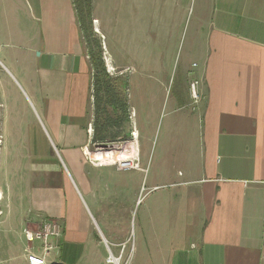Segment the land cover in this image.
<instances>
[{
    "label": "crops",
    "instance_id": "crops-1",
    "mask_svg": "<svg viewBox=\"0 0 264 264\" xmlns=\"http://www.w3.org/2000/svg\"><path fill=\"white\" fill-rule=\"evenodd\" d=\"M92 7L94 30L108 59L109 48H115L112 75L124 85L129 77L138 84L161 78L177 62L185 98L179 104L171 101L173 109L190 104L191 79L199 80L202 94L195 107L182 114L180 146L168 143L154 156L156 177L177 188L165 200L168 207L185 209L184 227L178 228L179 217L173 212L165 218L150 216L153 226L141 234L134 263L264 264V0H92ZM0 12L20 14L22 27L26 20L39 21L29 34L23 30L12 41L26 46L21 54L36 81L27 79V83L47 111L64 156L73 166L88 161L109 171L113 179L117 175V188L120 181L131 182L138 203L144 169L137 140L133 150L138 169L115 170L114 164L87 157L92 69L72 1L0 0ZM0 36L10 47L8 34L0 30ZM18 66L22 65L14 64L15 70ZM128 68L133 72L127 73ZM143 94L148 102L143 100L139 110L144 111L156 88H143ZM192 129L195 133L189 134ZM16 156L18 173L11 186L12 157L0 150V200L6 207H15L22 233L24 228L36 227L42 217L58 221L60 246L46 264H105L104 243L123 242L127 237L112 233L105 223L107 235L95 229L82 204L78 206L76 191L88 196V180L77 175L79 187L72 189V204L78 217L66 218L65 192L46 178L53 168L32 170L27 176L23 174L27 155ZM165 220L171 229L160 227ZM12 258L29 264L25 248Z\"/></svg>",
    "mask_w": 264,
    "mask_h": 264
},
{
    "label": "rangeland",
    "instance_id": "rangeland-1",
    "mask_svg": "<svg viewBox=\"0 0 264 264\" xmlns=\"http://www.w3.org/2000/svg\"><path fill=\"white\" fill-rule=\"evenodd\" d=\"M2 13L0 12V30L8 34L11 39V46H5L8 41L0 36V49H3V51H0V150L1 153L7 152L12 157L11 169H9L10 185L14 186L16 173H18V157L16 154L23 152L27 155L26 160L23 162V174L30 176L33 171L47 172L48 168H53L52 175L46 178L52 183L55 182L65 192L63 211L65 217L70 218V216H73L77 218L78 210L72 204V200L75 199L72 189L76 191V186L79 187L77 175L83 174L88 180L91 190L88 196L84 195L83 197L76 191L78 206L82 204L95 229L98 227L103 234L107 235L103 225L105 223L113 230L112 233L120 237L122 235L127 237L123 242H121L122 240H116L113 244L111 240H108L109 243L103 242L106 250L105 259L108 255L107 244L116 257L121 255L120 264H135L134 257L139 242H141L140 236L144 232L149 233V229L153 226L152 223H149L150 216L159 215L165 218L173 212L175 216L179 217L178 228L184 227L183 218L187 216L184 208L167 206L166 194H171L177 188L171 187L165 178L156 177L154 161V156H157L168 143H175L176 145L178 143V147L180 146L181 137L184 136V128H181L179 124L180 119L184 112H189L195 107L191 104L192 100L188 107L178 111L174 110L171 105V101H176L179 104L185 98L184 90L181 88L182 85L176 73L177 62L172 70L167 71L161 78L149 79L145 82L141 80L140 84L129 77L126 85H124L125 82L122 79L117 78L115 75L110 76L113 79V84L117 87L116 91L119 97L122 100L127 99L129 103L130 107L127 113L120 110L114 112L110 105H97L96 97H93V90L91 91L92 97L89 98L88 109V119L90 120L87 157L92 160L94 153L104 152L106 154L113 151L115 158L126 156L131 159L135 156L136 159L137 155L133 150V145L137 140L141 152L139 163L144 170L140 171V201L135 203L134 198L137 197V191L136 188L134 190L131 182L124 181L122 183L120 181L119 188H117V175L113 179L109 171L94 168L88 161L82 160L78 165L73 166L64 156L65 148L56 141L55 132L49 122L47 111L39 105L35 92L32 90V85L27 83V79L33 81L35 75L28 70L25 56L21 54L26 46L18 40L12 41L13 38L19 37L23 30L29 34L32 28L39 25V21L26 20L22 27L20 14L14 12ZM8 17L9 23L6 25L5 22ZM102 48L104 57L105 51L103 46ZM180 50L181 47L179 48L177 60L179 59ZM11 51L13 54L10 56ZM109 54L111 56L109 62L113 64L115 48H109ZM38 55L39 53L35 52V56ZM21 61L23 64H21ZM14 64L22 66H18L19 68L15 70ZM22 67L26 73L24 79L21 77L23 75ZM126 71L131 73L133 69L128 68ZM148 87H155L156 94L150 96L153 101L151 100V104L147 105L146 110H139L143 100H145L144 103L148 102V96L143 94V88ZM106 113H108L109 119L118 126L115 128L114 125L116 124L109 125L101 131L98 128L104 123L107 124L104 120L107 116ZM116 118L119 119L118 122L115 121ZM96 120L100 125L99 127H96ZM134 132L135 136H133ZM187 132L194 134L195 130H187ZM103 145H110L112 148L105 149ZM129 152L131 153L129 154ZM104 156L107 155H103V158ZM115 158L111 157L109 159L114 160ZM95 162L100 163L98 160H95ZM113 166L112 168L116 170V165ZM175 168H179V165H175ZM2 175L3 166L1 165L0 185L2 184ZM155 184L158 187L153 190L152 186ZM156 201H158L157 204H155ZM160 202L163 203L159 204ZM166 212H169L167 216ZM48 219L53 218L42 217L40 223ZM166 221L164 224H160V227L171 229L166 225ZM39 224L36 227L29 228H37ZM173 226L176 227L175 224ZM32 243L37 244V241ZM26 245L27 242L19 225L15 207L13 205L6 207L3 205V201L0 200V264H16L18 258L12 260V257L20 255L24 248L26 253ZM122 246H124L123 251ZM54 252L52 251L49 254L48 259L54 256ZM105 264L108 263L105 261Z\"/></svg>",
    "mask_w": 264,
    "mask_h": 264
},
{
    "label": "trees",
    "instance_id": "trees-1",
    "mask_svg": "<svg viewBox=\"0 0 264 264\" xmlns=\"http://www.w3.org/2000/svg\"><path fill=\"white\" fill-rule=\"evenodd\" d=\"M71 1L75 17L78 23V27L80 29L82 41L85 46L86 53L88 55L91 69L93 71L92 90L93 97H96L97 105H110L111 108H113L112 110L114 112L120 110L123 111V113H127V110H129L127 99L122 100L116 91L117 87L115 84H113V79L110 77L112 75L107 72L103 59V48L101 38L94 31L92 0ZM107 114L108 113H106V115ZM104 120L107 124L104 123V125L101 126L98 125V121L96 120V127L100 126L98 129H100L101 131H103L106 126L109 127V125L116 124L113 123L111 119H109V115H107ZM118 120V118L115 119L116 122H118ZM114 126L116 128L118 124ZM113 140H115V138H113Z\"/></svg>",
    "mask_w": 264,
    "mask_h": 264
},
{
    "label": "built area",
    "instance_id": "built-area-1",
    "mask_svg": "<svg viewBox=\"0 0 264 264\" xmlns=\"http://www.w3.org/2000/svg\"><path fill=\"white\" fill-rule=\"evenodd\" d=\"M104 62L109 74L116 72L115 68L109 62V59L104 53ZM200 82L198 79H191L189 83V94L194 106L201 100L202 94L199 90ZM134 136V135H133ZM115 158V157H113ZM107 163L114 164L119 170L125 171L129 169H138L137 156L131 159L124 157L115 158L114 160L108 159ZM24 238L26 239V258L29 264H46V258L52 251H57L60 246L61 227L57 220L48 219L39 224V227L31 229L29 227L23 230ZM37 241V244L32 243ZM124 246H122L123 251ZM107 258L105 259L108 264H116L114 262L115 255L107 246ZM120 257L119 263L120 264Z\"/></svg>",
    "mask_w": 264,
    "mask_h": 264
},
{
    "label": "bare ground",
    "instance_id": "bare-ground-1",
    "mask_svg": "<svg viewBox=\"0 0 264 264\" xmlns=\"http://www.w3.org/2000/svg\"><path fill=\"white\" fill-rule=\"evenodd\" d=\"M133 135L135 136V133H133ZM128 151V150H127ZM132 152V151H131ZM131 152H129V154L131 153ZM103 155H107V156H104V158H103ZM110 155V156H109ZM114 155H115V153H113V151H110V152H108V153H101V152H97V153H94L93 155H92V157L94 158V159H96V160H98V161H100V163L102 164V163H107V161H108V159L109 158H111V157H114ZM114 262L116 263V264H118L119 263V258L118 257H115V259H114Z\"/></svg>",
    "mask_w": 264,
    "mask_h": 264
},
{
    "label": "water",
    "instance_id": "water-1",
    "mask_svg": "<svg viewBox=\"0 0 264 264\" xmlns=\"http://www.w3.org/2000/svg\"><path fill=\"white\" fill-rule=\"evenodd\" d=\"M103 147H104L105 149H107L108 147H109V148H112L110 145H109V146H107V145H103Z\"/></svg>",
    "mask_w": 264,
    "mask_h": 264
}]
</instances>
